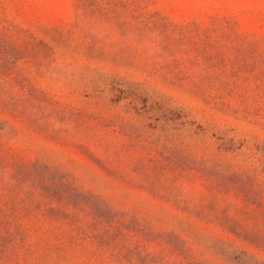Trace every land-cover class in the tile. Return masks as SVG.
I'll list each match as a JSON object with an SVG mask.
<instances>
[{
    "label": "rangeland",
    "instance_id": "rangeland-1",
    "mask_svg": "<svg viewBox=\"0 0 264 264\" xmlns=\"http://www.w3.org/2000/svg\"><path fill=\"white\" fill-rule=\"evenodd\" d=\"M177 239L264 263V0H0V264L192 263Z\"/></svg>",
    "mask_w": 264,
    "mask_h": 264
},
{
    "label": "trees",
    "instance_id": "trees-1",
    "mask_svg": "<svg viewBox=\"0 0 264 264\" xmlns=\"http://www.w3.org/2000/svg\"><path fill=\"white\" fill-rule=\"evenodd\" d=\"M43 179V178H42ZM57 184L60 186H67L68 180L65 177H59L56 179ZM73 193V196L79 201L83 202V206L88 210L89 214H91L97 224H104L112 222L114 219L117 220L118 217L116 212L113 211L110 204L105 200L101 199L99 196L94 195L91 192H82L78 188L70 189ZM108 218V220H107ZM181 244V248L178 251L180 255H183V258H190L194 260L189 254V249L186 248L185 242L183 240H179ZM172 246V244H170ZM214 255L222 260L223 264H264L259 262L243 251L237 250L233 245L229 243L219 244L213 247ZM174 251V250H173ZM175 252V251H174ZM188 264H210L204 260L196 261L194 260L192 263Z\"/></svg>",
    "mask_w": 264,
    "mask_h": 264
}]
</instances>
